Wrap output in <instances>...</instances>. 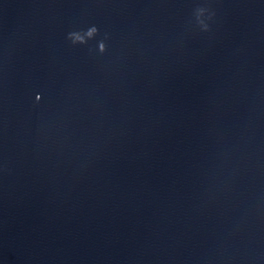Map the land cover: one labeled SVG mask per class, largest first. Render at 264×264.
I'll use <instances>...</instances> for the list:
<instances>
[{"label":"water","instance_id":"95a60500","mask_svg":"<svg viewBox=\"0 0 264 264\" xmlns=\"http://www.w3.org/2000/svg\"><path fill=\"white\" fill-rule=\"evenodd\" d=\"M0 264H264V0H0Z\"/></svg>","mask_w":264,"mask_h":264},{"label":"clouds","instance_id":"9594fccd","mask_svg":"<svg viewBox=\"0 0 264 264\" xmlns=\"http://www.w3.org/2000/svg\"><path fill=\"white\" fill-rule=\"evenodd\" d=\"M212 15L214 16L215 13H213ZM204 30L209 31V28L207 25H205ZM97 31L98 30L93 26L91 29H89L87 34H88V36L91 37L93 34L97 33ZM106 36H107V34H106ZM69 38L73 39V43H76L77 41L83 42L82 37H80L77 33H69ZM99 48H100L101 52H103L105 50L103 43L100 44Z\"/></svg>","mask_w":264,"mask_h":264}]
</instances>
